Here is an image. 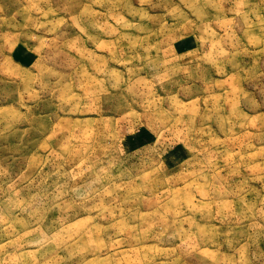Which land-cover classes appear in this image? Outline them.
I'll list each match as a JSON object with an SVG mask.
<instances>
[{
	"label": "rangeland",
	"instance_id": "obj_1",
	"mask_svg": "<svg viewBox=\"0 0 264 264\" xmlns=\"http://www.w3.org/2000/svg\"><path fill=\"white\" fill-rule=\"evenodd\" d=\"M0 264H264V0H0Z\"/></svg>",
	"mask_w": 264,
	"mask_h": 264
}]
</instances>
